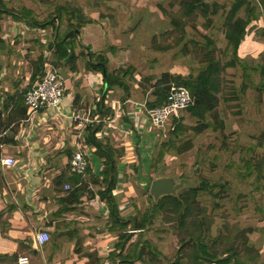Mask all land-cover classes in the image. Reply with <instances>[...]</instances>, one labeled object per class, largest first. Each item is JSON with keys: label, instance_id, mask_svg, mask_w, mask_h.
I'll return each mask as SVG.
<instances>
[{"label": "rangeland", "instance_id": "374dc122", "mask_svg": "<svg viewBox=\"0 0 264 264\" xmlns=\"http://www.w3.org/2000/svg\"><path fill=\"white\" fill-rule=\"evenodd\" d=\"M218 1L224 2L223 0ZM160 4L164 10L159 7ZM171 4L172 0H113L111 3L100 0H3V9L13 13H18L22 9L28 10L30 18L47 23L43 28H36L31 27L28 21L13 18L9 13L2 14L0 20L2 33L0 34L5 36L9 45H0V51L9 54L13 46V55L22 60L24 70L31 72L34 68L33 62L38 56L44 51L51 50L47 44L53 40H61L70 26L77 25V34L68 38L75 49L74 52L84 55L89 49L91 52L102 54L108 58L107 68L110 72L119 67L130 66L133 69V80L131 81H133V86L135 82L137 83L138 86L134 87L138 91L135 92L133 88V94L129 97L140 100L144 89L146 88L149 94L152 85L164 72L178 74L187 73L191 69L196 72L198 65L193 64L191 59L202 60L208 52V49L201 47L202 44L198 45L193 42L187 43L186 50L180 51V46L176 42L181 32L175 29L171 18H176L173 20L178 21L183 20L186 23L185 32L192 34L196 40H201L208 35L205 27L206 20L200 17L186 18ZM251 4L258 6L255 0L251 1ZM59 7H64L65 13L58 20L56 16ZM213 22L221 24L216 16L213 17ZM262 25L261 19L252 21L247 26V36L241 43L243 48L247 41L256 40V50H252V55L244 57L248 64L252 63V56L258 57L262 65L253 76L255 82L260 81L261 71L264 69V36L255 34L257 28H261ZM12 27L16 29L17 35L15 36L13 32H7ZM11 40L13 44L10 43ZM22 40H45L44 50H40L35 44L32 45L33 54L25 53L20 45ZM80 40L82 42L97 40L98 45L92 44L88 48V45ZM24 43L27 42L24 41ZM112 47L116 49L112 51ZM20 49L24 53H20ZM239 53L244 56L242 49ZM86 58L78 56L75 60L77 69L82 71L77 81L82 84L84 83L83 73L93 71L87 70ZM44 59L45 63L51 64L59 73V65L54 66V59L50 52L45 53ZM44 68L47 69L45 65ZM221 75L223 76V90L219 95L218 106L205 121H211L216 124L215 126L206 127L199 133H195L194 128L200 126L199 120L186 110H180L177 114L182 118L183 143L178 149L172 148L170 152L164 153L157 169L146 164L148 167L142 165L144 168L136 170L135 168L142 164L140 158L136 155L129 157L134 162L130 163L131 169L129 168V173H126L131 174V177L125 182L133 181L139 189L137 194L130 195L129 210L133 209L134 204L142 205L146 196L153 197L149 187L154 179L162 180L168 187H173L172 191L179 187L174 194L183 188L198 186L202 181L207 180L209 183L225 184V187L213 188L212 192L216 196L207 193L201 197L208 205L207 212L214 220L213 235L218 229L222 230L224 224L230 229L235 226L264 228V215L257 209L259 205L264 211V175L251 184L237 177L234 172L236 169L240 170L239 165L243 164L242 159H247L257 165L264 155V139L262 138L264 136V90L248 87L242 93L240 89L242 76L239 67L227 68ZM100 88L102 91L103 82ZM115 88L119 89V92L112 88V93L107 94L109 97L107 100L122 98V89ZM91 104L92 101L89 104L86 102L84 108ZM171 125V120L168 119L163 130L153 127L149 134L140 139L141 147L146 144L145 148H148L150 152L148 158L144 157L146 163H149L150 156L153 158L158 145L168 139ZM83 134L84 132L80 131V137L77 139L82 138ZM116 139L114 143L120 152L123 151L124 157L126 152L120 144L121 139ZM132 166H135L134 170ZM142 176L144 182L141 186ZM254 185H260V188L255 190ZM248 236L257 246L261 244L264 246V234L254 231ZM144 238L152 240L158 247L161 246L152 232H148ZM176 246L175 237L172 240H166L161 246L168 260L173 259ZM143 248L148 251L147 248ZM148 254L151 257L149 260L155 264H173L161 260L149 251ZM136 264L141 263L137 261Z\"/></svg>", "mask_w": 264, "mask_h": 264}, {"label": "trees", "instance_id": "16d2710c", "mask_svg": "<svg viewBox=\"0 0 264 264\" xmlns=\"http://www.w3.org/2000/svg\"><path fill=\"white\" fill-rule=\"evenodd\" d=\"M100 1L113 2V0ZM223 1V3H220L218 0H172L171 5H174L173 7H176L186 18L200 17L205 19V27L208 31V35L204 36L203 39L196 40L192 37V34L185 32L186 23L183 20H173L176 18L172 17L171 23L175 26V29H179L181 32L180 38L176 42L180 46V51L186 50L187 43L193 42L198 45L202 44L201 47L208 49V52L205 53V57L202 60L191 59L193 64L198 65L196 72L193 69L187 73L178 74L164 72L152 85L151 92L147 94V89L145 88L140 97V100L145 101L146 108L152 109L162 106L166 102L169 88L172 85L186 88L192 98V102L184 110L191 116L196 117L200 122V126L194 128L195 133H199L206 127L216 125L211 121H205L218 106L219 95L223 90V76L221 73L226 71L227 68L239 67L241 69L242 82L240 89L242 93L248 87L264 90V69L261 71L259 82H255L253 79L259 67H262L258 57L253 56L251 58L252 63L248 64L246 59L239 55L240 45L247 36V26L252 21L262 20L263 25L261 28H257L255 34L264 36V0H255L257 7L251 4V1L254 0ZM2 3L3 0H0V20L2 14L9 13L17 20L28 21L31 27L43 28L46 26L47 22H38L30 18L28 10L22 9L18 13H13L3 9ZM159 7L162 8L161 4ZM162 10L164 9L162 8ZM64 13L65 8L59 7L57 19L59 20ZM215 16L221 21V24L213 22V17ZM77 28V25L70 26L65 32V37L61 40H53L47 45L52 50L54 66L60 65L61 61L65 60V62L70 63L69 67L71 70H76L75 60L78 56L87 57L85 59L87 70L97 71L102 74V94L100 99L93 102L96 107L93 112L103 116L111 111V108L106 106V100L108 98L107 94L112 88L122 89V101L133 94V88L135 92L138 91L133 86V81H131L133 80V69L130 66L127 68L119 67L110 72L107 68L108 58L100 53L91 52L89 49L87 54L84 53L83 55L80 53L76 55L68 38L77 34ZM1 31L0 24V33ZM34 43L40 50L45 47V43L42 40H34ZM44 57L43 53H41L33 62L32 66L34 68L31 71L29 84L17 96V109L15 110L14 108L15 113L12 116L25 117V92L44 76ZM79 99V97H76L74 102L77 104L80 102ZM123 121L126 122L124 119ZM171 124L168 131V139L158 145L157 152L153 158L150 156L149 163H145L154 169H157L164 153L170 152L172 148L178 149L183 143L181 137L184 133L182 130V118L173 116ZM220 126L222 125L220 124ZM102 129L103 124H98L95 127H88L82 135L86 139L85 143L87 146L93 149L94 153L103 160L102 179L91 176L88 168L89 162L84 174L86 172H88V175L90 174L96 194L101 200L106 202L109 210L106 218L91 216L89 219H91V223L94 222L96 224L94 225L95 231H107L110 234L117 235L111 241L112 251L109 253V257L112 261H116L118 264H136L137 261L142 259L141 249L145 247L161 260L163 259L165 262L173 264H264V255L261 254L264 246L262 244L257 246L248 236L254 231L264 234L263 227L235 226L230 229L224 224L222 230L217 228V233L212 234L214 220L211 214L207 212L206 208L208 205L203 202L201 197L203 194H213V188L217 186L225 187V184L209 183L203 179L204 181L198 186L183 188L177 194H164L157 199L148 195L143 200L142 205L134 204L133 212L122 215L112 191L118 182L117 161L124 153L123 151L120 152L109 140L108 136L112 134L103 136L106 142L96 136V133ZM159 132V135H161V131ZM262 138L264 139V136ZM135 144L138 145L139 140H135ZM133 154L136 155V153ZM242 162L243 164L239 165L240 170L236 169L234 172L243 181L252 184L264 175V155L261 162L257 165L252 164L247 159H242ZM134 168L135 166H132L133 170ZM135 169L137 170L138 166ZM64 175L60 178L61 182L68 181L67 178H64ZM130 177L131 174H124V180ZM79 181L78 178L73 181V184L77 186L74 185L72 187L69 184L70 188L65 189L67 191L65 196L59 198L58 202L56 201L58 206L63 203L75 204L80 202V197L86 192V184L84 185ZM259 188L260 185L253 186L255 190ZM87 194L92 196L93 192L87 190ZM213 196L216 195L213 194ZM257 209L264 215L261 206L258 205ZM65 210H72V208L67 207ZM1 228L4 230L3 226ZM148 232L154 234L161 246L166 240H172L173 237L177 239L173 259L168 260L164 256L161 246L158 247L152 240L144 238Z\"/></svg>", "mask_w": 264, "mask_h": 264}, {"label": "crops", "instance_id": "0c3cea01", "mask_svg": "<svg viewBox=\"0 0 264 264\" xmlns=\"http://www.w3.org/2000/svg\"><path fill=\"white\" fill-rule=\"evenodd\" d=\"M7 32L17 35L13 27ZM0 37L3 39L1 46L9 45L4 35ZM255 41H247L243 48L240 45L239 49H242L244 56L240 53L239 55H252V50L257 48ZM10 43L13 44V41ZM82 43L88 45V48L92 44L98 45L97 40ZM20 45L25 53L34 51V40H22ZM12 47L9 54L0 51V158L9 156L16 160L13 166H4L0 162V264H17L21 254H26L31 264H116V261L110 259L109 253L112 251L111 241L117 235L107 231H95L96 224L91 223L89 219L91 216L106 218L109 211L106 202L96 194L90 179V174L93 178L102 179L103 160L87 146L84 137L77 139L80 137V131L70 118L71 114L84 107L86 102L89 104L92 101L93 104L95 100L100 99L102 74L88 71L83 73L84 83H78L82 71L69 69L68 63L63 60L59 65V74L64 79L66 88L60 105L41 109L32 118H28L26 110L25 117H14L12 115L15 113L14 108L17 109V96L28 86L31 72L24 70L22 60L13 55ZM115 49L111 48L112 51ZM23 50L20 53H24ZM47 52H50L54 59L52 50L44 51L43 56ZM134 86H138L136 82ZM116 90L119 92V89ZM76 97L80 98L77 104L74 102ZM112 100L115 105H120L122 118L126 120L124 122L122 119V126L117 122L118 128L112 133L114 138L108 136L115 147L117 146L114 139L120 138V144L126 152V155L119 157L117 161L118 182L112 191L120 213L125 215L132 212L128 207L130 195L137 194L139 190L135 182L126 183L124 180L130 163L134 162L129 157H134L133 153H136L142 163L138 165V169H141L144 168L142 165L146 166L144 157L150 153L149 149L145 148L146 144L141 147L140 144L136 145L134 140L140 142L152 128L147 129L145 117L140 113L143 111L139 104L144 100H135L132 97L124 101L122 98L108 99L107 107ZM97 137L106 142L105 137ZM77 146L86 153L89 175L88 172L78 175L69 171V158ZM63 174L68 181L61 182ZM77 178L80 183L86 184V192L80 197V202L58 206L56 201L67 192L64 185L70 184L73 187V181ZM143 182L142 176L141 186ZM87 190L93 192V195L87 194ZM176 190L170 193L174 194ZM67 207L72 210H65ZM41 230L48 232L50 240L38 245L35 235ZM261 254L264 255V250ZM141 255V264H155L149 260L151 257L144 248Z\"/></svg>", "mask_w": 264, "mask_h": 264}, {"label": "built area", "instance_id": "2783aa9c", "mask_svg": "<svg viewBox=\"0 0 264 264\" xmlns=\"http://www.w3.org/2000/svg\"><path fill=\"white\" fill-rule=\"evenodd\" d=\"M44 77L42 80L33 84L24 96V105L26 107V114L28 118H32L41 109H48L50 107H58L62 102L65 94L64 79L54 69L51 64L45 63ZM192 102V98L188 90L181 86L172 85L167 94V100L162 106H157L152 109L146 108L145 101L139 104V108L143 111L145 117V126L149 128H159L163 130V126L168 119L173 116H178L180 110L185 109ZM109 107L111 111L101 116L94 113L95 105L91 104L88 107H83L74 111L70 118L75 123V127L81 132H85L88 127L103 124V129L96 133V136H107L117 129V122L120 124L122 121V112L120 105H115L112 100ZM114 109L119 112H114ZM151 130V129H150ZM0 162L4 166H13L16 160L13 157L2 156ZM88 166L86 153L77 146L76 150L69 158L68 167L69 171L83 175ZM68 184L64 185V189H69ZM49 240V234L46 230H41L35 235V242L38 245L45 244ZM17 264H30V259L27 255H20L17 259ZM42 264V263H41Z\"/></svg>", "mask_w": 264, "mask_h": 264}, {"label": "water", "instance_id": "95a60500", "mask_svg": "<svg viewBox=\"0 0 264 264\" xmlns=\"http://www.w3.org/2000/svg\"><path fill=\"white\" fill-rule=\"evenodd\" d=\"M149 190L154 199H157L161 195L169 194L172 191V188L168 187L162 180L154 179L150 183Z\"/></svg>", "mask_w": 264, "mask_h": 264}]
</instances>
